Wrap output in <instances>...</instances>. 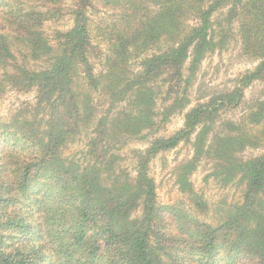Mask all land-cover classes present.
Here are the masks:
<instances>
[{
  "label": "trees",
  "instance_id": "trees-1",
  "mask_svg": "<svg viewBox=\"0 0 264 264\" xmlns=\"http://www.w3.org/2000/svg\"><path fill=\"white\" fill-rule=\"evenodd\" d=\"M99 4L94 43L96 0H0V92H34L0 128V264H264V153L243 157L264 149V98L222 117L264 82V0ZM64 11L71 27L48 36ZM231 37L257 65L183 112L190 76ZM180 113L182 127L160 135ZM148 137L128 168L127 142ZM180 144L192 151L175 169L187 205L161 204L149 164ZM202 162L241 187L213 222L190 181Z\"/></svg>",
  "mask_w": 264,
  "mask_h": 264
},
{
  "label": "rangeland",
  "instance_id": "rangeland-1",
  "mask_svg": "<svg viewBox=\"0 0 264 264\" xmlns=\"http://www.w3.org/2000/svg\"><path fill=\"white\" fill-rule=\"evenodd\" d=\"M70 0H64L68 4ZM96 0L98 13L91 16L90 31L94 43H99L101 35L97 29L102 26L100 23H107V13L101 8ZM62 12V18L58 21L46 22L44 31L48 36H51L55 30H67L71 27L72 22L70 16ZM111 16V15H109ZM221 17L219 16L218 20ZM239 44L235 37L229 39V44L222 50L215 51L207 56L200 64L196 73L190 76V86L188 88L189 106L183 111H187L190 107L196 104L199 98L207 97L215 92L230 89L234 86L239 75L252 70L257 61L246 59L239 51ZM101 50H105V45L101 43ZM137 62L133 63L134 68H137ZM33 65V63H32ZM101 65L96 63L95 72H98ZM188 66L185 65L184 74L188 75ZM264 98V82H254L244 90V96L241 104L224 114L222 117H230L237 120L243 115L247 108L257 99ZM34 92L23 93L9 90L6 88L4 92H0V128L9 120L10 115L15 114L22 107L23 103L34 102ZM161 99H158L160 105ZM183 114L172 116L166 127L159 133L160 135H171L179 130L183 125ZM1 131V129H0ZM150 137L144 140H133L127 142L125 156L129 155V150L144 148ZM7 140L0 136V145L4 146ZM80 145H72L64 150L67 155H74L78 150H81ZM264 153V149H248L243 153V157L256 156ZM192 155L191 147L188 144H180L176 148L158 154L149 164V173L156 185L157 201L161 204L181 203L187 205L185 195H183L175 183V169L179 163L187 160ZM126 165L131 168V160L128 156ZM133 166V165H132ZM212 169L209 164L202 162L197 170L190 176V181L194 190L203 195L207 201L209 210L204 214H200L199 218L207 222H213L218 216L219 204H230L236 202L239 198L241 187L228 185L221 187L211 175ZM222 205V204H221Z\"/></svg>",
  "mask_w": 264,
  "mask_h": 264
}]
</instances>
